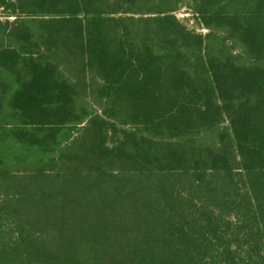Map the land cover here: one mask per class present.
<instances>
[{
    "label": "trees",
    "instance_id": "trees-1",
    "mask_svg": "<svg viewBox=\"0 0 264 264\" xmlns=\"http://www.w3.org/2000/svg\"><path fill=\"white\" fill-rule=\"evenodd\" d=\"M188 1L0 0V264H264V0Z\"/></svg>",
    "mask_w": 264,
    "mask_h": 264
},
{
    "label": "rangeland",
    "instance_id": "rangeland-1",
    "mask_svg": "<svg viewBox=\"0 0 264 264\" xmlns=\"http://www.w3.org/2000/svg\"><path fill=\"white\" fill-rule=\"evenodd\" d=\"M186 4H184L179 11H177V16L178 19L181 20L189 29L196 31L197 33H201L203 35H206L208 33V30L205 28H202L200 25H198L193 13H192V8L190 6V2L188 0H185ZM5 11L3 9H0V20H11L13 21L15 18L14 17H5ZM232 48V51L240 54L241 50L237 46L236 48Z\"/></svg>",
    "mask_w": 264,
    "mask_h": 264
}]
</instances>
